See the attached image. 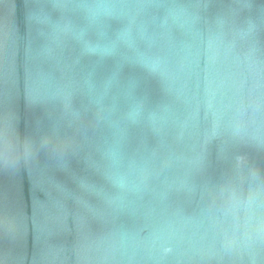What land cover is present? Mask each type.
<instances>
[{
    "label": "water",
    "instance_id": "water-1",
    "mask_svg": "<svg viewBox=\"0 0 264 264\" xmlns=\"http://www.w3.org/2000/svg\"><path fill=\"white\" fill-rule=\"evenodd\" d=\"M79 2L0 0V122L35 148L0 163V264H264L244 229L264 146L226 130L257 101L264 117V0H128L158 7L104 58L58 31L84 25L58 7Z\"/></svg>",
    "mask_w": 264,
    "mask_h": 264
},
{
    "label": "clouds",
    "instance_id": "clouds-1",
    "mask_svg": "<svg viewBox=\"0 0 264 264\" xmlns=\"http://www.w3.org/2000/svg\"><path fill=\"white\" fill-rule=\"evenodd\" d=\"M58 7L71 9L81 15L84 20L82 27L68 21L62 28L57 26L58 31L80 44L82 55L104 58L116 55L121 46L135 50V35L138 34L143 38L144 33V26L142 23H138V18L146 9L158 7V5L147 2L130 3L128 0H82L79 3L60 4ZM111 19L126 21L124 29L117 34L115 40L108 39L106 33L107 21ZM89 33L97 35L98 39L95 43L86 38ZM134 62L141 64L152 73L166 75L168 72L165 61L159 56L138 54ZM258 108L259 101L256 102L251 118L246 119L243 112L240 111L238 116L230 122L226 130L234 141L251 142L264 146V117L257 118L256 109ZM139 112V107H136L130 116L134 118L139 115ZM218 127L219 117L213 127V136L217 134ZM34 151L33 143L28 139L21 140L8 118L0 122V163L14 165L18 164L21 159L27 162ZM241 160L242 158H238V163ZM252 174L256 175L255 169L252 170ZM258 200L264 201V193L259 190L251 192L244 221L245 239L249 243H254L255 239L264 240V209L257 205ZM228 242L235 243L236 241L233 237Z\"/></svg>",
    "mask_w": 264,
    "mask_h": 264
}]
</instances>
